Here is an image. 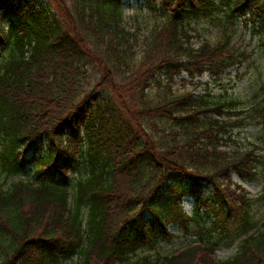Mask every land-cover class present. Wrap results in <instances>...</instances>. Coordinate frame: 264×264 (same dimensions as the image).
I'll return each mask as SVG.
<instances>
[{
  "label": "trees",
  "instance_id": "16d2710c",
  "mask_svg": "<svg viewBox=\"0 0 264 264\" xmlns=\"http://www.w3.org/2000/svg\"><path fill=\"white\" fill-rule=\"evenodd\" d=\"M243 24L264 52V0H0V264H264V211L252 232L233 176L264 170L234 134L264 130V83L251 107L175 89L249 59ZM173 224L193 241L162 255Z\"/></svg>",
  "mask_w": 264,
  "mask_h": 264
},
{
  "label": "rangeland",
  "instance_id": "374dc122",
  "mask_svg": "<svg viewBox=\"0 0 264 264\" xmlns=\"http://www.w3.org/2000/svg\"><path fill=\"white\" fill-rule=\"evenodd\" d=\"M124 2L127 16H131L139 7L146 3V0H124ZM15 16L16 14L8 12L4 19L9 22V20ZM220 17H223V14H221ZM197 28L201 33L197 39V44H199L201 40L212 43H216V41L219 40L220 33L218 30H220V28L218 26H211L203 21L198 24ZM246 29L244 24L240 25L237 32L233 33L234 36L232 39V47H234L235 50L250 55V58L244 61L242 65L235 66L233 69L227 71L221 82L214 83L208 75H203L201 76L202 78L195 80V83L199 84L197 87L188 86L184 89L181 83H179L175 89L180 92L195 91L196 93H201L209 89V91L214 92L216 95H221L227 91L229 96L244 102V107H251L254 105L255 95L259 93L264 83V52L263 48L259 45L258 37L253 38L250 30ZM182 78H186V76L183 75ZM234 134H237V142L243 145V147L248 148L257 146L258 151L262 150L264 147V130H262L261 125H254L243 130H236ZM258 175L259 176L254 179L243 181L233 174L234 181L245 188L255 200L249 211V218L252 217L253 220L252 232L261 227V216L264 211V170L262 167H260ZM183 200L184 211L192 216L194 213V200L189 197H185ZM167 233L174 236V238L171 240L165 237L155 245L157 246V248H155L159 249L158 251H160L162 255L184 249L193 241L192 237L184 236L182 230L175 224L167 226ZM224 238L225 239L221 242V249L217 255L220 259L227 260L235 255L243 237L230 236V238H228L226 236ZM150 250L151 249H148V251ZM153 250L154 249H152L151 252Z\"/></svg>",
  "mask_w": 264,
  "mask_h": 264
}]
</instances>
